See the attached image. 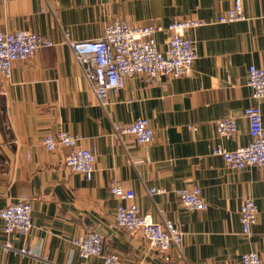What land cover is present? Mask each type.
Wrapping results in <instances>:
<instances>
[{
    "label": "crops",
    "instance_id": "crops-1",
    "mask_svg": "<svg viewBox=\"0 0 264 264\" xmlns=\"http://www.w3.org/2000/svg\"><path fill=\"white\" fill-rule=\"evenodd\" d=\"M241 1L245 18L221 24L217 19L233 0H0V29L60 43L15 61L10 80H0V208L23 197L32 205L26 236L6 237L0 224V264H103L99 257L79 258L72 247L73 239L91 230L103 236L105 251L116 252L120 264H242L247 252H257L264 264V169L230 170L211 154L217 146L231 151L247 144V107L259 106L264 127V99H253L247 86L249 66L264 69V0ZM190 19L206 25L186 32L197 56L189 75H134L108 94L105 107L60 42L65 34L99 38L113 20L167 26ZM167 39L157 34L161 51ZM139 118L154 131L151 143L114 135L115 123L128 126ZM225 118L237 124L231 139L216 133ZM61 130L80 136L81 146L95 152L90 181L64 168L61 149H45V135ZM113 183L133 192L142 214L183 231L181 249H171L168 261L140 234L116 227V208L127 202L110 192ZM152 187L163 192L150 196ZM192 187L200 189L206 210L187 211L178 202L174 191ZM246 197L258 209L248 236L239 222ZM5 240L31 255L5 251Z\"/></svg>",
    "mask_w": 264,
    "mask_h": 264
},
{
    "label": "built area",
    "instance_id": "built-area-1",
    "mask_svg": "<svg viewBox=\"0 0 264 264\" xmlns=\"http://www.w3.org/2000/svg\"><path fill=\"white\" fill-rule=\"evenodd\" d=\"M245 17L242 1L233 0V6L218 17V23L241 21ZM206 25L202 19L176 20L167 26L155 23L147 25H130L120 20L108 23L103 35L90 40H72L65 34L60 41L72 51L74 59L80 66L84 78L89 83L97 102L101 107L108 105V94L115 93L124 85L125 79L134 75H145L149 79L165 77L175 79L189 75L196 59L194 41L186 35L189 29ZM166 33V49L161 51L156 36ZM57 43L44 36L27 30L6 31L0 29V80L9 81L12 64L15 61L31 59L42 49L57 46ZM247 86L255 100L264 99V69L249 66ZM243 117L248 124L249 141L234 150L217 146L212 155L222 158L230 170L246 167L264 169V127L259 106L247 107ZM216 133L223 139H231L237 134L234 118H225L216 123ZM114 135L122 137L131 135L137 144H148L154 139V131L145 118H139L128 126L115 123ZM11 139V143H15ZM82 138L66 131L48 133L43 139L47 151L61 149L63 166L71 172L82 175L87 181L92 179L95 164V152L81 146ZM3 166L6 162L2 163ZM110 192L127 204H119L115 213L117 228L129 234H140L145 242L158 251L165 260H169L171 249L180 250L184 233L174 222L163 219L154 221L148 214H142L134 202V194L119 185H110ZM163 191L150 188L149 195ZM178 202L187 211H204L207 204L198 187L181 188L174 191ZM31 201L23 197L16 203L0 208V224L4 235L26 236L32 229ZM258 209L251 197H246L239 210L241 233L248 236L257 223ZM77 256L81 259L99 257L103 264H120L116 252L105 251L104 238L95 230L82 234L71 242ZM5 251L20 255H31L26 248H16L10 240L2 244ZM242 264H261L257 252H247L240 256ZM137 264H145L139 262ZM190 264V263H189ZM197 264V263H194Z\"/></svg>",
    "mask_w": 264,
    "mask_h": 264
}]
</instances>
